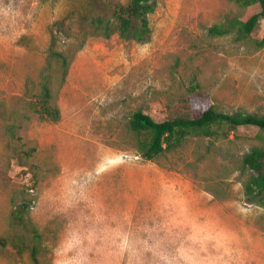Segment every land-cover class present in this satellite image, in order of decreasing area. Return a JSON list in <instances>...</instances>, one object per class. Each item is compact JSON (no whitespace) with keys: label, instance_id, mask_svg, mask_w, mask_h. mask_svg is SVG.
I'll return each instance as SVG.
<instances>
[{"label":"rangeland","instance_id":"1","mask_svg":"<svg viewBox=\"0 0 264 264\" xmlns=\"http://www.w3.org/2000/svg\"><path fill=\"white\" fill-rule=\"evenodd\" d=\"M128 1L0 0V264H32L11 239L37 246L42 264H264V199L249 201L241 162L264 132L214 126L148 161L128 128L137 110L198 118L194 87L219 112L264 115V19L243 41L208 35L259 6L157 0L148 42L105 39L92 17ZM51 46L79 48L62 87L60 65L49 71L56 123L36 117L33 98ZM11 124L37 147L32 157L18 152Z\"/></svg>","mask_w":264,"mask_h":264},{"label":"trees","instance_id":"2","mask_svg":"<svg viewBox=\"0 0 264 264\" xmlns=\"http://www.w3.org/2000/svg\"><path fill=\"white\" fill-rule=\"evenodd\" d=\"M235 2L247 9L253 6H259L260 11L249 15L245 20L238 18H229L225 22L216 24L208 29V35L211 37H226L236 35L238 41L248 39L256 28L260 20L264 19V0H235ZM157 0H129L127 3L117 2L114 4L113 14L104 16L96 14L92 17V24L101 33L105 39H110L118 34L124 41H135L145 43L151 37L150 16L155 13ZM83 44L80 45L82 47ZM79 50V48H78ZM76 50L72 55L64 52H58L51 46L47 51L46 65L40 75L38 90L34 94L35 114L41 121L59 122L61 119V110L56 101L53 80L54 76L49 74L53 62H57L62 70V76H59L60 87L66 83L69 67L74 59ZM197 88L194 87L191 94V105L200 112L198 118L193 117H175L163 121H156L143 110H137L132 113L128 128L139 138L138 152L148 161H154L159 156L177 149L193 134L216 135L211 132L214 126L226 125L231 131L239 127H254L264 132V115L248 112L222 113L207 99L199 96ZM30 119L29 116H24ZM17 125L11 124L8 133L11 136L15 146H25L19 149L25 158L32 157L37 152V147L28 146L16 134ZM13 151H16L14 144H11ZM14 158H18V153H14ZM242 166L251 172L250 177L244 182L245 193L249 201H260L264 199V146H254L242 157ZM22 210L17 212L16 218L20 226L28 233L39 237L37 229L28 218L22 216ZM7 239L0 242L5 243ZM13 247L22 255L24 251L29 250L32 264H42L39 258L40 249L35 246L29 248L21 240L11 239Z\"/></svg>","mask_w":264,"mask_h":264}]
</instances>
